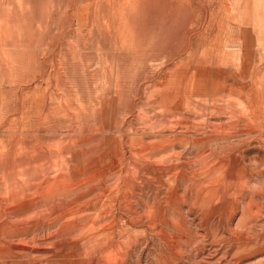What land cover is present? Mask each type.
Returning <instances> with one entry per match:
<instances>
[{
  "label": "rangeland",
  "instance_id": "374dc122",
  "mask_svg": "<svg viewBox=\"0 0 264 264\" xmlns=\"http://www.w3.org/2000/svg\"><path fill=\"white\" fill-rule=\"evenodd\" d=\"M117 1L0 0V264H264V0Z\"/></svg>",
  "mask_w": 264,
  "mask_h": 264
},
{
  "label": "bare ground",
  "instance_id": "6f19581e",
  "mask_svg": "<svg viewBox=\"0 0 264 264\" xmlns=\"http://www.w3.org/2000/svg\"><path fill=\"white\" fill-rule=\"evenodd\" d=\"M119 1V0H118ZM117 1V3H118ZM151 2L153 3V6H155V3L158 4V7H160V9L158 10V13L160 15H165L166 14V6L164 4V2L162 3L161 0L159 2V0H125L124 2H121L119 4V7L115 10V15L116 17L119 19L117 20V22H119V25L122 29H127L128 27L131 28L133 27V24L137 21H141V25L138 27V30L139 32L141 33H144L145 32V29H144V23L146 21H148L149 17H150V14L152 13L153 11V6L151 5ZM114 3V2H113ZM116 5V4H115ZM114 7V6H113ZM99 11V10H98ZM99 12H97L98 14ZM98 16H101L100 14ZM97 16V17H98ZM11 19V18H9ZM112 19V18H111ZM115 19V18H114ZM113 19V20H114ZM103 20V19H102ZM23 23V22H22ZM98 24V23H96ZM117 24V23H116ZM162 26H164V24H162ZM100 27V25H99ZM98 29V28H97ZM108 29V27H107ZM101 30V29H100ZM99 30V32H100ZM130 31H134V30H131ZM129 31V32H130ZM115 33V32H114ZM119 33V37L122 38V39H119V41L121 40L122 42H126L128 44V41H129V37H133L132 35L131 36H127V33H125V31H120V32H117ZM131 33H134V32H131ZM18 35V34H17ZM32 35V34H31ZM100 35V34H99ZM106 35V34H105ZM37 38V37H36ZM101 39V38H100ZM102 40V39H101ZM117 40V39H116ZM78 41V40H77ZM93 41V40H92ZM110 41V40H109ZM118 41V42H119ZM116 42V41H115ZM134 42V41H133ZM133 42H130V44H132ZM113 43V42H112ZM123 44V43H122ZM78 45V44H77ZM109 45V44H108ZM107 45V46H108ZM116 45V44H115ZM120 45V44H119ZM114 46V45H113ZM112 46V47H113ZM122 46V45H120ZM124 46V45H123ZM73 47V46H72ZM110 47V46H109ZM74 48V47H73ZM118 48V46H117ZM115 49V48H114ZM113 49V50H114ZM77 50V49H76ZM78 51V50H77ZM79 52V51H78ZM211 78V77H210ZM182 79V78H181ZM180 79V80H181ZM192 80V78H190ZM194 80V79H193ZM211 81V80H210ZM193 82V81H192ZM182 84V83H181ZM190 85V83L188 84ZM182 87V85H179ZM178 92H183L182 88H177L175 90V93H178Z\"/></svg>",
  "mask_w": 264,
  "mask_h": 264
}]
</instances>
